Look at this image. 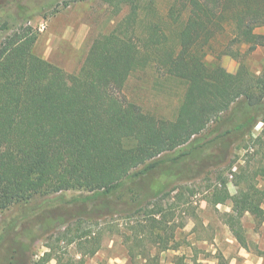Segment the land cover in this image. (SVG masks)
<instances>
[{
	"label": "trees",
	"instance_id": "obj_1",
	"mask_svg": "<svg viewBox=\"0 0 264 264\" xmlns=\"http://www.w3.org/2000/svg\"><path fill=\"white\" fill-rule=\"evenodd\" d=\"M104 1L115 14L129 12L92 42L77 73L34 53L39 36L31 26L0 44V212L37 194L112 195L163 164L170 179L189 177L192 163L215 158L209 150L264 119V74L243 67L233 75L219 62L264 48V34L256 33L264 28V0H171L164 15L155 0ZM208 55L218 61L214 67ZM150 66L183 84L173 120L120 95L132 74ZM172 152L170 164L159 161ZM254 171L263 186L246 181L226 222L245 249L243 216L264 222V154ZM223 187L215 203L230 198ZM219 264L230 263L220 256Z\"/></svg>",
	"mask_w": 264,
	"mask_h": 264
},
{
	"label": "rangeland",
	"instance_id": "obj_2",
	"mask_svg": "<svg viewBox=\"0 0 264 264\" xmlns=\"http://www.w3.org/2000/svg\"><path fill=\"white\" fill-rule=\"evenodd\" d=\"M155 1L164 15L171 0ZM128 12L124 7L115 14L104 0H0V44L14 30L31 26L39 36L34 53L69 74L77 73L92 42L110 33ZM256 33L264 34V28ZM239 51L243 54L246 48ZM206 62L214 67L218 61L208 55ZM219 62L233 75L246 67L260 77L264 48L243 61L223 55ZM120 95L146 113L173 120L184 87L150 66L132 74ZM215 150V158L192 163L194 171L186 178L170 179L163 164L147 177L127 181L112 195L63 191L14 204L0 212V264H219L220 256L230 264H264V222L249 213L243 216L248 249L240 246L226 223L233 197L246 181L263 186L254 170L264 154V119L209 152ZM175 155L167 153L159 161L170 164ZM223 183L230 198L215 203ZM162 184L167 186L161 189ZM160 209V214L154 213Z\"/></svg>",
	"mask_w": 264,
	"mask_h": 264
},
{
	"label": "crops",
	"instance_id": "obj_3",
	"mask_svg": "<svg viewBox=\"0 0 264 264\" xmlns=\"http://www.w3.org/2000/svg\"><path fill=\"white\" fill-rule=\"evenodd\" d=\"M259 48H262V47H259ZM245 263L247 264V261H245ZM249 264V263H248ZM257 264H258V262H257Z\"/></svg>",
	"mask_w": 264,
	"mask_h": 264
},
{
	"label": "built area",
	"instance_id": "obj_4",
	"mask_svg": "<svg viewBox=\"0 0 264 264\" xmlns=\"http://www.w3.org/2000/svg\"><path fill=\"white\" fill-rule=\"evenodd\" d=\"M42 28L44 29V26H42Z\"/></svg>",
	"mask_w": 264,
	"mask_h": 264
}]
</instances>
